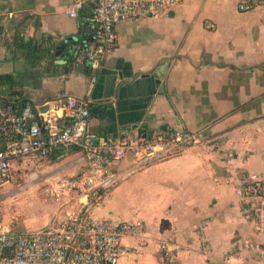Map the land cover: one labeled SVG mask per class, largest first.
<instances>
[{"label":"crops","instance_id":"obj_1","mask_svg":"<svg viewBox=\"0 0 264 264\" xmlns=\"http://www.w3.org/2000/svg\"><path fill=\"white\" fill-rule=\"evenodd\" d=\"M73 1L0 0V74L14 78L1 90L40 112L60 108L58 91L86 98L91 130L114 140L161 127L200 135L168 159L114 164L118 179L94 216L144 226L141 237L125 239L138 252L118 264H163L161 243L172 264H264V198L235 193L264 179V7L240 12L239 0H184L167 18L122 21L115 47L93 71L72 60L74 45L95 28L93 0H81L77 17L68 14ZM43 40L53 51L63 43L60 56L35 63L17 46ZM73 155L58 174L84 169L76 149L63 159Z\"/></svg>","mask_w":264,"mask_h":264},{"label":"built area","instance_id":"obj_2","mask_svg":"<svg viewBox=\"0 0 264 264\" xmlns=\"http://www.w3.org/2000/svg\"><path fill=\"white\" fill-rule=\"evenodd\" d=\"M184 0H93L95 28L90 39L74 45L73 63H86L93 71L100 68L117 43L116 26L139 18H167L173 7ZM264 7V0H239L237 9L247 12ZM84 2L71 3L68 14L77 17ZM214 28L213 22L206 23ZM96 82L88 81L90 92ZM61 104L53 112L33 111L29 101L7 102L0 99V187L12 178V162L23 157L61 160L70 149L81 153L83 169L76 179L57 184L50 194L64 188L82 194L80 207L70 212L57 227L13 231L0 225V264H118L138 252L125 242L143 235L139 219L98 218L94 209L118 179L114 164L132 157L139 166L178 155L200 141V135L186 126L137 131L114 140L91 130L89 101L67 91L55 94ZM235 193L241 198H264V179L239 184ZM168 258L166 243L160 245Z\"/></svg>","mask_w":264,"mask_h":264},{"label":"rangeland","instance_id":"obj_3","mask_svg":"<svg viewBox=\"0 0 264 264\" xmlns=\"http://www.w3.org/2000/svg\"><path fill=\"white\" fill-rule=\"evenodd\" d=\"M76 156L62 159L57 164H53L50 158L14 159L12 178L0 187V225L13 231L35 230L45 225L56 227L70 212L76 211L82 201L79 191L64 188L50 194L57 184L78 177L83 166L58 174L66 168L64 163ZM130 210L133 214V209ZM163 264H172L171 256L165 258L163 255Z\"/></svg>","mask_w":264,"mask_h":264},{"label":"trees","instance_id":"obj_4","mask_svg":"<svg viewBox=\"0 0 264 264\" xmlns=\"http://www.w3.org/2000/svg\"><path fill=\"white\" fill-rule=\"evenodd\" d=\"M90 37H85L84 40H88ZM45 42L48 43L50 40H43L40 43L33 42V41H27V42H21L17 46L27 50V54L29 57L34 58L35 63H39L41 58L45 55L49 57H55L54 51L51 50L50 47H45ZM73 60V56H72ZM14 85V78L11 74H0V99L2 102H14L12 97V93L8 90L4 91L1 90V87H5L6 89H11V87Z\"/></svg>","mask_w":264,"mask_h":264},{"label":"water","instance_id":"obj_5","mask_svg":"<svg viewBox=\"0 0 264 264\" xmlns=\"http://www.w3.org/2000/svg\"><path fill=\"white\" fill-rule=\"evenodd\" d=\"M92 8H93V3H90V4H89V10L91 11ZM63 47H64V44H63V43H62L61 45H57V46H55V49H54V56H56V57L60 56V54H61V51H60V50H61ZM32 109H33L34 112L37 111L34 107H33Z\"/></svg>","mask_w":264,"mask_h":264}]
</instances>
